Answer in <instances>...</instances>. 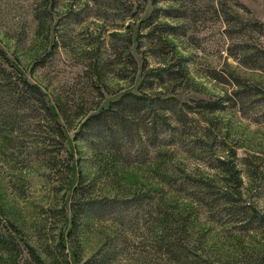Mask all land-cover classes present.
<instances>
[{
  "label": "rangeland",
  "instance_id": "374dc122",
  "mask_svg": "<svg viewBox=\"0 0 264 264\" xmlns=\"http://www.w3.org/2000/svg\"><path fill=\"white\" fill-rule=\"evenodd\" d=\"M251 19L264 23V0H0V48L28 81L44 92L50 104L62 101L71 114L77 107L92 111L95 105H104L125 90L138 93V87H143L142 82L138 83L139 72L168 63L176 69L181 61L185 76L174 73L168 81L158 77L152 89L144 90L174 95L178 102L191 106L188 109L201 105L199 99H216L213 111L204 109L183 116V127L189 131L185 137L198 144L201 125L210 127L205 119L211 117L216 124L211 127L213 146L219 147L215 153L223 155L224 148L232 147L239 157H261L264 167V57L254 55L256 51L243 57L246 46L264 50V26L250 24ZM161 24H167V34L160 32ZM127 35L132 39L129 52L136 66L132 80L129 76L119 78L132 70L123 58ZM160 36L168 41L167 45L159 41ZM119 59L121 62H117ZM90 62L97 63L99 77L91 73ZM182 109L175 112L181 114ZM151 114L145 113L143 121H148ZM82 117H73L71 127L65 129L64 146L71 149L73 157L80 156L81 170L89 179L97 171L88 165L87 148L72 139ZM35 118L29 120V130L35 129ZM57 118L62 121L59 115ZM134 121L138 119L134 117ZM114 129L110 123L109 131ZM123 133L116 135L124 143L126 157L138 152L139 158L150 157L144 162L116 164L107 174L91 178L88 195L101 199L103 205L96 207L95 216L78 226L76 249L65 236L68 213L63 214L61 207L68 204L69 188L64 186V173V180L57 181L40 159H24L20 147L10 146L0 153V217L7 215L13 220L19 236L11 231L19 243L26 239L44 264H52L58 257L61 263L64 257L70 264H84L89 257V264H175L152 235L153 225L132 218L139 211L127 207L118 217L123 225L117 224L108 218L116 213L105 205V197L155 188L165 204L188 202L183 191L169 189L159 179L158 169L173 175V168L164 170L158 165L161 160L194 177L217 178L219 172L177 150L171 159L167 155L151 160L150 145L156 141L151 131L137 133L132 126L130 133ZM27 139L24 137L22 143L28 145ZM142 141L149 147L146 152V147H140ZM36 156L32 153L31 158ZM240 167L245 171L244 166ZM243 179V196L264 211V180L255 185L245 176ZM194 220L192 236L200 239L201 234L199 248L207 251L216 264H248L264 241L260 232H238L233 226L207 221L202 216ZM59 236L64 241L62 250L57 245ZM105 241L112 248L107 261ZM20 255L21 260H29L24 247Z\"/></svg>",
  "mask_w": 264,
  "mask_h": 264
},
{
  "label": "trees",
  "instance_id": "16d2710c",
  "mask_svg": "<svg viewBox=\"0 0 264 264\" xmlns=\"http://www.w3.org/2000/svg\"><path fill=\"white\" fill-rule=\"evenodd\" d=\"M249 22L254 26H264V23L257 19H251ZM166 26L167 24H161L160 32L167 34L169 29L165 28ZM159 41L168 44L164 37L160 36ZM124 42V63L131 65L132 70L130 73L124 72L125 75H119V78L129 76L132 80L136 73V66L129 52L131 37L129 35L124 37ZM245 50L243 57L250 55L252 51H256L254 55L264 57V50L256 48L255 45L246 46ZM179 58L184 59L183 56ZM117 62H121L120 59ZM183 66L180 61L176 69L171 68L169 63L150 67L147 71L138 74L140 78L138 83L142 82L141 86L143 85V87H138V93L125 90L116 97L108 99L104 105H95L92 111L77 107L71 114L62 101L55 100L53 104H50L44 92L36 84L28 81L16 68L14 61L9 59L0 48V153L4 154L10 146L15 149L20 147L24 159H40L42 164L54 172L57 181L64 180L61 177L64 173L66 176L64 186L69 188L68 204L61 208L63 214L68 213L67 218L65 217L68 220L65 236L74 249L77 245L75 243L79 242L78 226L86 223L89 216H95L93 212L96 207L103 205L100 204L101 199H93L95 197L88 195L87 185L93 182L91 178L95 179L98 174H107L116 164L144 162L150 157L139 158L140 152L126 157L128 153L123 149L122 144L124 143L116 133L127 131L128 134L132 126L137 133L139 130L143 132L149 130L153 134V140L156 138L155 143L150 145L153 152L151 160L155 161L158 157H167V155L171 159L177 150L196 157L204 167L217 170L219 173L217 178H214V175L194 177L181 172L182 170L177 169L171 163L165 165V161L161 160L158 165L164 170L173 168V175L158 169L156 174L159 179L169 189L183 191L189 197V201H179L173 205L172 203L165 204L162 195L156 193L155 188L134 189L119 197H105V205L112 207L113 213H116L108 218L123 225V220H119L118 217L125 214L124 210L127 207L139 211V215L132 218H139L142 223L153 225L152 235L158 244L162 243L160 246L163 252L167 253L168 258L173 259L175 264H216L212 258H209L207 251H204L202 247L199 248L198 242L202 240L201 234L200 239L196 235L192 236L191 228L193 229L194 219L198 216L217 224H228L236 228L238 232H260L264 237V211L243 196L244 176L250 180L251 184L255 182V185L264 180L263 159L257 155L239 157L232 147L224 148L226 153L223 155L215 153V148L219 147L213 146L214 136L211 127L216 124L212 122L211 117L205 119L210 122V127L206 124L201 125L198 144L195 143L197 140L185 137L189 131L183 127L185 123L183 116L187 112L199 113V110L204 109L213 111L217 107V100L199 99L198 102L201 105H197L195 109H188L191 106L183 101L178 102L174 95L160 90L154 92L144 90V88L152 89L158 77L162 78V81H168L175 75L174 73L183 76L185 72ZM89 68L92 74L100 76L97 63L90 62ZM234 78L236 80V77ZM183 105L187 108L182 109ZM131 108L136 110L135 113ZM179 109H182L184 113L175 112ZM149 111L152 113L151 117L144 122L145 113ZM58 115L62 121L57 118ZM77 116L83 117L73 131L72 139L79 141L87 148L88 165H93L97 171V174H92L89 179L81 170L80 156L73 157L71 149L64 146L65 129L71 127L73 117ZM34 117H36L38 127L34 124L35 129L32 131L29 130L28 123ZM134 117L138 121H134ZM191 117L194 118V115ZM110 123L115 127L113 132L109 131ZM24 137L28 138V145L22 143L21 140ZM209 138L211 140H208ZM146 146V143L142 141L140 147L145 148ZM76 150L73 149V151ZM148 150L149 147H146L145 152ZM61 152L64 153L63 156ZM32 153L37 156L31 158ZM241 165L245 167V171L240 167ZM4 217L3 219L0 217V226L6 228H0V264H44V259L28 245L27 240L21 235L19 238H22V243H19L11 231L15 230L19 236V228L7 215ZM148 231L150 232V229ZM62 244L64 241H62V236H59L57 245L61 247V250ZM22 247L29 255L28 261L21 260ZM111 251V245L105 241V261L108 260ZM59 258L52 260V264L55 262L70 264L64 257V263H61ZM74 259L77 260L76 257ZM89 259L91 257L85 259L83 263H91ZM248 264H264V241L258 248L256 257Z\"/></svg>",
  "mask_w": 264,
  "mask_h": 264
}]
</instances>
